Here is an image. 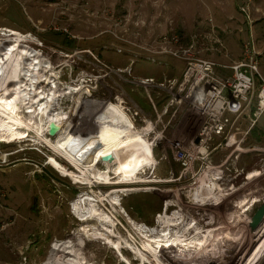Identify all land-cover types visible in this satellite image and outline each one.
I'll return each mask as SVG.
<instances>
[{"label":"rangeland","instance_id":"374dc122","mask_svg":"<svg viewBox=\"0 0 264 264\" xmlns=\"http://www.w3.org/2000/svg\"><path fill=\"white\" fill-rule=\"evenodd\" d=\"M241 7L252 19L264 77V0H0V64L7 72L19 62H41L49 79L43 87L58 90L55 107L77 126L84 99L122 106L144 148L140 153L130 147L127 160L125 154L108 165L110 184H104L98 170L105 165L84 160L78 168L69 162L37 133L41 120L36 110L28 113L20 105L25 135L0 134V264H70L71 247L77 243L82 251L76 246V253L85 264H151L139 226L156 229L160 216L173 213L180 215V234L190 227L182 236L187 239L170 251L182 261L229 262L230 252L223 250L227 246L216 243L225 228L222 214L233 228L227 236L240 237V256L258 248L263 231L249 221L264 204V111L255 122L253 107L249 114L233 116L226 138H214L206 154L197 152L184 164L175 142L190 148L202 118L186 103L166 107L169 96L156 85L181 79L186 60L169 50L184 46L190 35L197 37V56L236 60L250 28ZM172 35L178 42L170 40ZM252 125L254 132L249 131ZM218 142L222 145L214 146ZM256 170L258 175L246 178ZM211 180L219 189L210 191ZM220 193L225 201L213 214L203 203ZM83 196L96 201L92 204L106 221L98 219ZM112 215L109 232L121 252L97 238L95 224L104 225ZM88 233L92 239H85ZM210 250L215 253L208 256ZM260 254L251 264H264V247Z\"/></svg>","mask_w":264,"mask_h":264},{"label":"bare ground","instance_id":"6f19581e","mask_svg":"<svg viewBox=\"0 0 264 264\" xmlns=\"http://www.w3.org/2000/svg\"><path fill=\"white\" fill-rule=\"evenodd\" d=\"M33 49L34 48H32V50ZM33 52L32 54L35 53ZM16 67L13 70H10V74H9L7 72L6 67L0 64V134H5L7 136L10 135V136L19 137V138L23 137L25 134H21L22 132H24L21 130V127H23L24 121H22L18 115V111L20 110V105L28 107L29 108L28 111H31V112L36 110L34 112H36V115L39 114L38 118H40L41 120L40 123L38 124V128H36L37 129L36 131L40 135L44 136L43 141L46 144H48L50 147H53V149L56 152L60 153V155H62L65 159L73 163L78 168H81L80 163H84L83 162L84 160L91 161L92 164L96 162L99 164L101 162L103 165H105L106 168L101 171L98 170V172L101 176L100 179L102 178L105 179V182H103L104 184H108V183L110 184L109 178H107V175L111 168L108 165L118 162L123 156H125L127 150L130 147H132L130 148V150L133 149V147L134 148L136 147V149H138L140 153L144 152L143 145H141L140 131L138 132L136 128L135 129L133 128L134 127L133 123L130 120L129 116L126 114V112L121 108L122 106L115 105L108 101L103 102L100 100L98 101V100L84 99L82 100V102H80L81 112L79 113L80 116L78 117V118H81L82 122L79 121L80 123L78 126L74 125V123H72L71 121V118H68L66 114L62 113L61 111H58L57 108L55 107L56 101L59 99L58 97L60 96V93H58V90L52 89V86L50 90L49 89L46 90V88L41 87V85L39 86V84L43 83V80L46 79L45 72L41 71L40 69L41 62L40 63L38 62H35V63L34 62H24V63L21 62L20 63L19 62L16 65ZM40 72H42L43 75L40 76ZM33 86H35V88L37 87L38 88L41 87V88L37 89L38 90L37 91L35 90V88H33ZM75 109H77V107ZM51 120L60 125L58 132L56 133L55 136H53L55 139L49 138L46 135L47 123ZM85 125L88 127H90L91 125H94L95 130L92 131L93 130L92 129L91 131L89 130L85 131V127H86ZM109 155H111L110 156L111 158L107 160L103 159V156H109ZM128 155L126 154L125 160H127ZM140 163H143V162H140ZM139 165L140 164H138V166ZM125 169L126 171L130 172L132 168L128 167ZM255 175H258L257 170L255 173L249 172L246 178H251ZM216 184H217L216 181H213L212 185L208 184L210 185L209 188L211 192H212L211 189H214V190L219 189V186ZM213 185L215 186L213 187ZM89 186L92 188L91 185ZM121 189L123 188L121 187ZM217 195H214L213 199L210 197L211 200L209 199L207 202L203 203L204 206L207 205L210 212L213 214L216 213V210L220 211L222 209V203L225 201V199L220 200L221 193ZM114 217L116 216L112 215L111 220L107 221L104 225L95 222L96 229H97L96 231L100 234V236H97V238L105 239L106 242L113 243L114 248L118 249L121 252L122 246L119 244V242H116L112 239L114 235H111L109 232V228L114 224V220H115ZM221 217L223 219V222L225 223V226H224L225 228L223 229V227L221 226L223 229L222 231L223 235L220 236L219 239H217L216 243L222 242L223 246L224 245L227 246L226 249H223L224 253L225 251H227L228 253L230 252V254L228 255L229 262L226 264H237V262L239 263V261L242 260L243 257L245 256V255L240 256L241 247H243L242 243H241L240 248L238 247L240 250L239 249L237 250V244H238L237 239L240 237L233 239L232 237H230V235L227 236V233L232 231L233 228H232V225L229 222H227L226 217L223 214ZM160 218L161 219H159V221H156L158 223L156 224L157 226L156 229L146 228L143 230L141 226H139V224H136L132 221L134 225L139 226L140 228L139 231L142 232V236L144 235L143 238L146 240V242L144 241L142 242L144 243L145 248H142V247L141 248L145 249L150 256H153V259L148 257L151 264H176V263L193 264V263H196V262L191 263L187 261H182L179 255L172 254L170 252V251H173V248L176 247V245L180 244L183 240L187 239V237L183 238L182 236L189 233L190 227H188V230H185L184 232L185 234H180L178 226L181 223V220H179L180 215H178V213H175V214L173 213L172 215H169V214L163 215V216H160ZM263 220L264 218L261 220L258 226L254 227V228L260 227L258 231H261V230L263 231V234L261 235L262 238L264 236ZM88 224L89 223L85 224L84 228L89 232L90 228H88ZM100 225L102 228L100 227ZM128 228H129V225H128ZM198 232L199 231H196L195 233L197 234ZM90 236H91V233H88L85 239L86 238L92 239V237ZM84 241H82V243ZM243 244H245V242ZM81 245H82L81 243H77L71 247L72 253L70 255L71 256L70 264H85L86 263L85 259L81 257L82 255L80 256L76 253L77 249L75 247L78 246L79 250L82 251ZM263 245H264V239H261L260 245L258 246V248L252 251L251 255L246 256V258L248 257L247 259L248 260L250 259V262H251L255 258L259 257L261 255L260 252H261V248L263 247ZM158 247L159 249L158 251H156L155 248H158ZM210 253L214 254L215 251L210 250L209 252H207V255L209 256ZM184 256L186 257V255Z\"/></svg>","mask_w":264,"mask_h":264},{"label":"built area","instance_id":"2783aa9c","mask_svg":"<svg viewBox=\"0 0 264 264\" xmlns=\"http://www.w3.org/2000/svg\"><path fill=\"white\" fill-rule=\"evenodd\" d=\"M241 8L250 28L249 36L243 41L240 56L236 60L224 63L197 56V37L190 35L184 46L169 50L172 55L186 60L181 79L173 77L156 84L169 96L166 107L186 103L202 118V125L193 136L190 148L180 146L179 141L175 142L178 151H181V158L185 157L184 164L192 161L197 152L206 154L214 138H226L233 129L230 123L233 116L249 114V108L253 107L250 114L254 118H250L255 122L264 111V77L259 70L261 51L257 45V35L251 27V16L245 7ZM170 40L176 43L179 38L172 35ZM214 41L221 45L220 39L216 38ZM206 49H209L208 46ZM225 71H230L231 74L224 76ZM146 81L149 80L144 82ZM46 82V79L43 80L41 87ZM41 87L33 86L35 90ZM221 142L214 146L222 145Z\"/></svg>","mask_w":264,"mask_h":264},{"label":"water","instance_id":"95a60500","mask_svg":"<svg viewBox=\"0 0 264 264\" xmlns=\"http://www.w3.org/2000/svg\"><path fill=\"white\" fill-rule=\"evenodd\" d=\"M59 128H60V125L59 124H57L56 122H54L52 120L49 121L47 123V131H46L47 132V135L49 137L55 136L56 133L58 132ZM195 141L196 142L198 141V137L196 138ZM110 156L111 155H109V156H103V159L107 160V159L111 158ZM263 216H264V204L262 203V204H260L258 206V208L253 213V215L251 217V220H250V225L253 226V227L257 226L261 222V220L263 219Z\"/></svg>","mask_w":264,"mask_h":264},{"label":"trees","instance_id":"16d2710c","mask_svg":"<svg viewBox=\"0 0 264 264\" xmlns=\"http://www.w3.org/2000/svg\"><path fill=\"white\" fill-rule=\"evenodd\" d=\"M254 129H255V126L253 125V126L249 129V131L254 132ZM83 197H85V196H83ZM83 200H86L87 203H90V205H91V207L94 209V211H96V213L98 212V208H97V206H96L95 204H92V203H95V202H96L95 200H93L90 196L85 197ZM80 210H82V207L79 209V211H80ZM80 212H81V211H80ZM81 213H82V212H81ZM97 216H98V219H99L101 222L106 221V218H105L104 216L100 215L99 213H97ZM99 223H100V222H99ZM100 224H101V223H100ZM135 251H137V252L139 253V255H142V257H143V256H146L145 254L140 253L138 250H135Z\"/></svg>","mask_w":264,"mask_h":264},{"label":"flooded vegetation","instance_id":"af4514ba","mask_svg":"<svg viewBox=\"0 0 264 264\" xmlns=\"http://www.w3.org/2000/svg\"><path fill=\"white\" fill-rule=\"evenodd\" d=\"M40 85H41V83L39 84V86H40ZM258 225H259V224H258ZM258 225H257V226H258ZM262 239H264V236H263V238H262ZM260 241H261V239H260ZM260 241H258V242L260 243ZM258 242H257V243H258ZM259 243H258V244H259ZM263 247H264V245H263ZM257 258H258V257H257ZM257 258H256V259H257ZM245 259H246V261H248V262H249V264L253 263V262H250V259L248 260L246 257H245V258L243 257V259H242V260H240V261H239V263H242V262H244V260H245ZM253 261H255V260H253ZM237 264H238V262H237ZM242 264H243V263H242ZM246 264H248V263H246Z\"/></svg>","mask_w":264,"mask_h":264}]
</instances>
